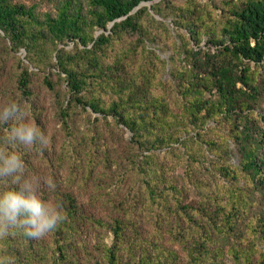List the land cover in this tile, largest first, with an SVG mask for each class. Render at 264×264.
<instances>
[{"label":"trees","instance_id":"obj_1","mask_svg":"<svg viewBox=\"0 0 264 264\" xmlns=\"http://www.w3.org/2000/svg\"><path fill=\"white\" fill-rule=\"evenodd\" d=\"M29 1L0 0V41L8 43L11 53L27 52L25 59L17 58L18 90L32 96L31 76L40 73L55 91L50 75L56 74L69 96L67 105L59 107L64 125H69L72 106L97 114L91 129L100 135L103 120L112 117L119 140L102 149L106 168L134 169L140 181L138 194L114 202L106 219L88 215L72 193L56 190L48 199L39 191L46 185L41 183L38 194L62 204L66 219L41 239L20 231L0 238V260L264 264V213L250 220L246 235L231 242L227 234L240 229L236 224L249 207L236 187L240 179L246 177L264 194V0ZM42 1H52L54 10L40 11ZM155 15L170 19L175 34ZM148 43L171 52L169 60ZM168 65L171 79L164 80ZM123 128L131 132L129 139ZM2 136L0 132V148ZM191 140L197 150L189 149ZM230 142L241 155L239 166L229 164ZM176 144H183L193 159L183 164L188 188H202L193 174L196 152L202 158L214 155L215 172L234 187L231 204L210 198L203 205L186 202L170 159L159 152ZM21 155L27 174L35 175L34 163ZM10 186L0 181V190ZM107 202L111 200L102 201ZM216 232L222 234L221 243Z\"/></svg>","mask_w":264,"mask_h":264},{"label":"rangeland","instance_id":"obj_2","mask_svg":"<svg viewBox=\"0 0 264 264\" xmlns=\"http://www.w3.org/2000/svg\"><path fill=\"white\" fill-rule=\"evenodd\" d=\"M22 1L25 4H31L29 0ZM143 5L149 4L145 3ZM39 10L42 12L52 11L54 10V3L52 1H42ZM151 14L154 15L153 12ZM155 18L169 24L171 22L170 19L164 20L157 15H155ZM170 28L175 34L173 24H170ZM100 33L101 31L96 32L97 35ZM119 43V46H121L122 42ZM74 46L73 43H70L68 48L73 49ZM148 48L155 49L158 47L148 43ZM157 52L163 59L169 60L171 52L163 49H159ZM26 55L25 49H21L19 52H9L8 43L0 41V64L3 68L0 71V107L10 102L19 104L22 108L24 120L36 124L47 136L48 144L46 147L34 146L31 149H25L15 144L3 146H6L9 152H15L19 156H22L21 153H23L24 158L34 163L35 175L33 176L39 179V185L41 183L46 184H43L39 191L48 199L54 198L56 190L72 193L78 204L85 209L88 215H96L106 219L111 212L113 214L112 204L114 202L129 200L136 193L138 194L136 184L140 181L138 172L134 169L122 170L114 167V170L110 171L106 168L104 163L106 156L102 149L112 146L119 140L118 129L112 120L113 118L110 117L108 121L103 120L100 126L103 132L100 135V133L91 129V123L97 114L91 113V109L86 113L81 108L72 106L69 125H64L59 115V107L62 104L67 105L69 96L65 97L66 85L56 74L50 75L55 91L44 83L43 76L40 73L31 76L32 96L28 97L18 90L15 72L18 71L17 58L25 59ZM169 68L168 65L166 71L163 72L164 80L171 79ZM58 94H60V98L66 99L64 103L58 99ZM261 106L264 108V99L261 101ZM34 111L36 117L33 115ZM9 127L10 125L0 124L3 139ZM123 130V137L129 139L132 135L131 132L125 128ZM189 143L191 146L189 149H198L195 142L191 140ZM228 148L232 150L228 156L229 164L239 166L241 155L236 149V144L230 142ZM187 150L183 147V144H176L172 150L164 148L159 151L166 154L170 159L169 163L173 167L171 173L173 172L172 175L179 178L180 183L178 186L184 188L186 202L193 206L203 205V199L210 198L211 202L215 200L213 203L231 204L232 197L235 194L234 187L223 174L215 172L217 158L214 155L205 153L206 157L202 158V153L200 154V151L196 152L195 156L198 161L197 166L193 167L195 168L193 174L197 179H201L202 188H188L190 178L186 176L188 170L183 164L193 159L190 158ZM114 154L118 155V152ZM48 180L56 182L54 183L56 186L54 191L48 189ZM237 184L239 194L248 199L249 207L247 213L241 216V222L236 224L240 229L233 233H231V230L227 231V234L230 235L228 240L231 242H233L236 235H246L247 228L252 225L250 220H255V216L264 213V194L259 190H255L246 177H242ZM96 198L98 199L95 200ZM103 200H111V202L104 205ZM90 234L94 237L95 232L93 229H91ZM216 237L221 243L222 234L216 232ZM106 240L111 242L112 237H107Z\"/></svg>","mask_w":264,"mask_h":264},{"label":"clouds","instance_id":"obj_3","mask_svg":"<svg viewBox=\"0 0 264 264\" xmlns=\"http://www.w3.org/2000/svg\"><path fill=\"white\" fill-rule=\"evenodd\" d=\"M0 124L10 125L4 137L6 146L15 144L31 149L48 144L45 133L36 124L24 120L22 108L16 102L0 107ZM6 146L0 148V181L11 186L0 190V238L20 231L29 238L41 239L66 219L62 204L41 198L39 179L27 174L24 161ZM47 187L54 191L56 186L48 180ZM0 264L5 262L0 260Z\"/></svg>","mask_w":264,"mask_h":264}]
</instances>
